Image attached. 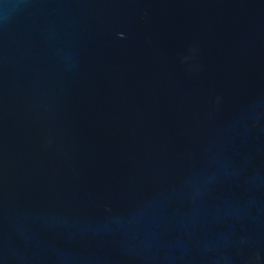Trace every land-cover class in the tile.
Segmentation results:
<instances>
[{
	"label": "water",
	"instance_id": "1",
	"mask_svg": "<svg viewBox=\"0 0 264 264\" xmlns=\"http://www.w3.org/2000/svg\"><path fill=\"white\" fill-rule=\"evenodd\" d=\"M0 264H264V0H0Z\"/></svg>",
	"mask_w": 264,
	"mask_h": 264
}]
</instances>
